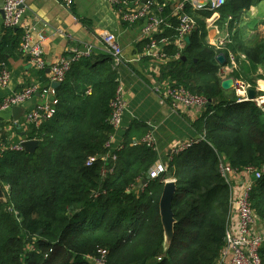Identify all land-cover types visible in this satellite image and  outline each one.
Returning <instances> with one entry per match:
<instances>
[{
    "label": "trees",
    "instance_id": "16d2710c",
    "mask_svg": "<svg viewBox=\"0 0 264 264\" xmlns=\"http://www.w3.org/2000/svg\"><path fill=\"white\" fill-rule=\"evenodd\" d=\"M261 3L225 0L218 22L231 18L228 29L234 33L220 51L206 42V21L213 12L183 4L195 28L177 58V48L166 47L170 61L161 79L210 101L192 123L203 139L174 153L167 173L143 189L138 183L157 161L156 152L140 143L147 133L143 125L125 132L114 162L101 160L115 133L109 125L110 103L119 82L112 58L91 55L73 61L55 90L54 115L38 129L27 127L26 139L38 143L35 152L7 150L0 158L5 197L0 199V264H95L93 259L102 264H216L226 245L231 197L220 166L242 171L264 165V110L254 102L237 103L234 90L220 88L216 57L223 54L228 65L231 54L240 69L260 68L258 79L264 81V17L251 16L254 27L247 37L238 29L243 14L259 11ZM164 16L171 28L160 36L172 39L177 19L166 10ZM22 35L20 28L0 25V65L19 55ZM239 68L231 77H240ZM247 81L256 87V80ZM92 157L97 159L87 166ZM168 179L176 188L170 239L159 209ZM248 201L264 223V173L253 182ZM259 254L264 264V247Z\"/></svg>",
    "mask_w": 264,
    "mask_h": 264
},
{
    "label": "crops",
    "instance_id": "0c3cea01",
    "mask_svg": "<svg viewBox=\"0 0 264 264\" xmlns=\"http://www.w3.org/2000/svg\"><path fill=\"white\" fill-rule=\"evenodd\" d=\"M22 1L24 15L18 28L23 33L22 38L28 33L31 43L40 45L47 67H50L58 59H70L73 50L84 51L88 46L93 47L92 55L94 56L108 55L107 46L103 41V36L106 34L113 35L121 48L123 58L119 64L113 62V67L122 88L126 109L119 130L112 136L109 153L116 151L118 147L122 148L123 136L134 124L143 125L147 133L153 135V150L157 154L155 164H167L171 156L177 153L176 149L182 144L200 137L192 123L197 120L201 110L172 111L170 106L162 103L154 92L155 86H162L166 82L161 79V70L169 61L161 63L155 59L143 57L142 53L147 47V41L149 42L148 37L143 34L147 25L146 20L131 25L123 23L118 9L107 0ZM66 1L71 2L69 7L64 6ZM2 2L3 0H0V6ZM184 3H189L193 10L207 8L206 0H164L161 6L170 13L171 17L176 18L183 12L181 7ZM204 3H206L205 6ZM258 7L259 11L254 8L250 9V16L258 18L257 14L261 11L260 4ZM243 16L246 15L243 14ZM216 18V23H210V19L206 21L209 42L215 40V34L218 33L220 26L228 27L232 21L231 18H224L218 22V13ZM161 38L166 37L160 36L158 40ZM168 39L170 40L168 44L172 45V39ZM169 45L164 46L165 51ZM161 47L163 48V46ZM19 51L16 58L9 59L4 65L9 71L10 80L6 86L0 84V104L8 96L24 90L28 86L36 84L40 89H44L50 85L46 69L38 70L35 67L29 53L22 50L21 43ZM2 66L1 64L0 70ZM41 72H44V77L41 76ZM229 72H231L229 68L221 66L219 70L221 81L228 78ZM45 102L46 99L36 93L22 105L19 127L13 120L11 109L0 110V140L6 146L16 145L25 140L28 127L24 122L26 112L42 106ZM250 182L242 175L231 176L228 184L231 194L228 235H235L238 227L235 200ZM257 222H261V225L257 223L256 230L264 226L262 221L258 220Z\"/></svg>",
    "mask_w": 264,
    "mask_h": 264
},
{
    "label": "built area",
    "instance_id": "2783aa9c",
    "mask_svg": "<svg viewBox=\"0 0 264 264\" xmlns=\"http://www.w3.org/2000/svg\"><path fill=\"white\" fill-rule=\"evenodd\" d=\"M113 7L117 8L121 14V21L125 24H134L141 20H146L147 25L143 30L144 36L148 37L147 47L144 50L143 57L155 59L158 62L165 63L170 61V57L165 51L166 45H169L168 38H161L158 40L156 37L163 33L164 29H170L171 25L168 23L164 16V9L161 4L155 0H107ZM208 10L213 12L210 18V23L216 22V14L219 9L225 4V0H206ZM70 1H66L65 7H69ZM22 0H3L0 6V25L6 28H18L21 25V20L24 15L22 8ZM182 8V7H181ZM177 19V26L175 28V35L172 38L173 44L178 53L182 51L186 45L185 38L189 37L195 28L194 19L181 12ZM103 41L107 46V54L112 58L114 64H119L123 58L121 48L118 46L115 38L111 34L103 36ZM224 42L219 41L217 47L221 46ZM163 46V48L161 47ZM161 47V49H160ZM23 51L28 52L32 63L38 70L49 69V86L40 89L38 85H31L24 90L14 93L5 98L0 104V110H9L12 107H21L29 101L36 93L41 94L46 102L33 110L26 112L24 122L27 126H32L38 129L45 121L49 120L55 113V108L58 104V99L55 90L51 88L52 83H62L66 73L69 71L70 65L73 61H78L82 58H87L92 55V46H88L84 51L73 50V55L70 59L61 58L55 61L50 67L46 66V62L42 57V50L39 44H32L31 37L26 33L21 42ZM158 50V51H156ZM230 62H233V57L229 54ZM10 80L9 71L3 65L0 70V84L6 86ZM248 86L241 83L239 80L234 79V92L237 98V103L250 101L257 104L264 110L263 98H255L249 100L247 97ZM154 92L159 97L162 103L168 104L172 111L199 109L201 111L208 105V100L203 96L192 94L184 87L176 84L164 82L162 86H155ZM122 88L118 85L115 96L110 103L111 115L109 118V125L113 128L114 132L118 131L121 126L122 116L126 109V103L122 97ZM198 139L188 141L182 144L176 152H181L189 148L193 142L202 140ZM112 142V137L107 144V149ZM141 144L147 148H154L153 135L147 133L140 141ZM135 145L137 143H134ZM109 153L101 158L102 161L108 165L115 161V152ZM7 150L13 152L22 151L20 144L6 146L0 140V158ZM97 158L92 157L87 161V166L95 162ZM167 164H155L147 174L150 180L158 179L167 173ZM112 170L108 169V172ZM106 171H104L105 173ZM220 172L224 180L229 184L232 175L244 176L251 181L244 191L235 200L236 213L238 218V227L235 235H228L226 233V245L221 253V256L216 264H262L260 258V249L264 247V229H255L258 219L256 218L253 209L248 201V195L255 180L261 178L264 173V165L260 169L252 167L245 168L242 171H234L230 167L221 165ZM139 182L138 184H140ZM146 184L143 185V187ZM130 192V191H128ZM135 192V191H132ZM105 252L101 251V258H104ZM95 264H102V259H93Z\"/></svg>",
    "mask_w": 264,
    "mask_h": 264
},
{
    "label": "water",
    "instance_id": "95a60500",
    "mask_svg": "<svg viewBox=\"0 0 264 264\" xmlns=\"http://www.w3.org/2000/svg\"><path fill=\"white\" fill-rule=\"evenodd\" d=\"M206 3H204V6ZM186 44L189 43V37L185 38ZM216 62L223 66L225 62V57L224 55H218L216 57ZM50 70L47 68L46 73L49 74ZM60 83H52L51 88L56 90L58 87H60ZM220 88L224 91H231L234 89V79L233 78H227L224 79L220 82ZM247 97L249 100H254L257 97V93L253 90H248L247 92ZM208 104H210V101H208ZM22 112L21 107H12L11 108V113L13 115V120L16 122L17 127H19V119H20V114ZM21 147L25 151V153L28 154H33L37 148V141L36 140H23L20 143ZM149 181V178L146 177L145 179L141 180L140 184H146ZM176 192L175 188V181H166L163 187L162 195L160 198V204H159V209H160V216H161V221L163 228L165 230V234L168 239H170L172 235V227L174 224V219H173V213L171 210V205L172 201L174 198ZM0 199H4V194L2 191V188L0 187ZM40 233V232H39ZM38 233V234H39Z\"/></svg>",
    "mask_w": 264,
    "mask_h": 264
},
{
    "label": "rangeland",
    "instance_id": "374dc122",
    "mask_svg": "<svg viewBox=\"0 0 264 264\" xmlns=\"http://www.w3.org/2000/svg\"><path fill=\"white\" fill-rule=\"evenodd\" d=\"M260 8H261V11L259 12L260 13L259 15L261 17H264V3L260 4ZM250 13L251 12H245L244 15H246V16L242 17V21L238 25V29H240V32H242V35H244L245 37H247L248 35H250L252 33V30L254 27V20H253L254 17H251ZM259 15H257L258 18H259ZM207 33L208 32L206 30V42L210 46H212L215 49L220 51V50L224 49L226 47V45H230V43H231L230 38L232 36V33H234V30L230 31L227 26H220L218 29V33L215 34L216 38L212 42H209V40L207 39V37H208ZM262 33H264V29H262ZM221 40L224 43L221 46L217 47V43ZM219 55H223V54H219ZM241 59L243 60V58H241ZM237 66L239 68L240 64L239 63L237 64V62H235L234 59H233L232 63L230 62V64H228V65H225V64L223 65V67L229 68V70L231 71L228 73V75H229L228 78H233V77H231V75H232L233 70L237 69ZM238 72L240 74V77H237L236 80H239L241 83L248 86L247 91L248 90L255 91L257 93V98H263L264 97V87H262V83H264V81L258 79V76L260 77L263 75L262 70L260 68L256 71L252 70L251 68H245V69L239 68ZM233 79H235V78H233ZM247 79L248 80H256V82H255L256 87L254 89H253V86L249 83V81H247ZM234 94H235V92H234ZM168 180H170V179H168ZM168 180H166V181H168ZM3 194H4V191H3ZM257 223H259L258 225H261V222H257ZM258 229H264V226L259 227Z\"/></svg>",
    "mask_w": 264,
    "mask_h": 264
},
{
    "label": "bare ground",
    "instance_id": "6f19581e",
    "mask_svg": "<svg viewBox=\"0 0 264 264\" xmlns=\"http://www.w3.org/2000/svg\"><path fill=\"white\" fill-rule=\"evenodd\" d=\"M207 9H208V5H207ZM263 99H264V97H263ZM264 101V100H263ZM25 140H27V139H25ZM20 144V143H19ZM21 146V145H20ZM23 149V148H22ZM24 151V150H23ZM143 185V184H142ZM144 187L142 186V188L141 189H143ZM135 189H136V187H133V191H135Z\"/></svg>",
    "mask_w": 264,
    "mask_h": 264
},
{
    "label": "clouds",
    "instance_id": "9594fccd",
    "mask_svg": "<svg viewBox=\"0 0 264 264\" xmlns=\"http://www.w3.org/2000/svg\"><path fill=\"white\" fill-rule=\"evenodd\" d=\"M262 87H264V83H262Z\"/></svg>",
    "mask_w": 264,
    "mask_h": 264
}]
</instances>
